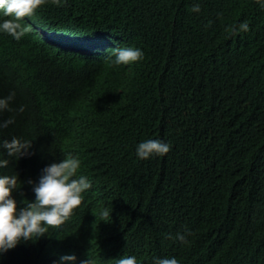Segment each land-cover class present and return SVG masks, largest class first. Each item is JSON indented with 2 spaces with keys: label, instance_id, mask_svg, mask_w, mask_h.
<instances>
[{
  "label": "clouds",
  "instance_id": "clouds-1",
  "mask_svg": "<svg viewBox=\"0 0 264 264\" xmlns=\"http://www.w3.org/2000/svg\"><path fill=\"white\" fill-rule=\"evenodd\" d=\"M68 4L0 0V255L10 264H264V138L250 145L253 132L228 126L212 156L190 153L209 126L195 98L229 70L227 42L199 20L162 12L153 22L144 6L76 24L82 6L66 15ZM153 32L171 50L155 71ZM143 101L179 109L177 125L118 147L139 128L115 108ZM194 182L200 196L174 194ZM150 204L158 219L147 225Z\"/></svg>",
  "mask_w": 264,
  "mask_h": 264
},
{
  "label": "trees",
  "instance_id": "trees-1",
  "mask_svg": "<svg viewBox=\"0 0 264 264\" xmlns=\"http://www.w3.org/2000/svg\"><path fill=\"white\" fill-rule=\"evenodd\" d=\"M68 1L73 6L70 8L69 3L64 8L63 13L66 15L70 12L76 14L82 6L76 24L87 21L101 22L103 19L109 21L118 14H132L134 7L139 6L148 8L149 18L153 19V22H157L163 12L169 14L176 22L199 20L210 24L212 39L216 41L219 38V41L227 42L225 45L229 46L226 58L230 65L229 70L225 69V73L218 77V83L215 82L212 88L208 87L209 90L205 91L208 96L204 99L201 96L195 98L204 113L208 114L209 126L202 129L199 141L190 147V153L197 154L205 150L208 156H212L225 142L224 130L228 126L232 129L240 127L237 134L253 132L254 134L247 138L253 140L250 145L257 144L254 139L264 138V0H104V5L102 0ZM194 5H199V12L192 11ZM242 23L249 25L248 31L239 30ZM152 34L147 41L146 51L150 65L155 71L168 63L167 53L171 50L165 48L164 40L160 41L154 36V32ZM213 99L218 101L219 106H215ZM142 104L133 102L115 108L130 115L139 128L135 136L122 138L127 145L118 147L134 148L144 137L164 135L161 131L170 132L169 123L176 124L179 121V109H162L147 101ZM182 136L180 132H176L174 141L183 143L185 139ZM263 154L264 149L259 152L258 158ZM236 155L250 162L257 159L248 149H240ZM152 187L162 188L161 177ZM178 188L182 190H177L174 194L191 191L200 196L196 182L192 183L190 188L183 184ZM250 196V193L246 194L244 200H248ZM230 197L228 194L221 204L228 206L231 203ZM157 219L155 205H148L147 225L153 224ZM220 220L232 227L237 226L236 219L231 214L221 213ZM2 259L6 258L0 255V262ZM215 261L213 262L220 264L218 262H222L223 258H216ZM6 264H10L8 259Z\"/></svg>",
  "mask_w": 264,
  "mask_h": 264
}]
</instances>
